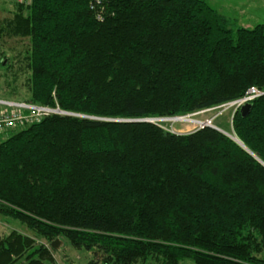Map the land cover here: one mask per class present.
Wrapping results in <instances>:
<instances>
[{"label":"trees","instance_id":"1","mask_svg":"<svg viewBox=\"0 0 264 264\" xmlns=\"http://www.w3.org/2000/svg\"><path fill=\"white\" fill-rule=\"evenodd\" d=\"M0 34L29 41L26 103L66 113L0 141V214L50 244L13 231L0 264L51 263L56 240L90 264H264V95L233 118L243 146L141 121L264 90V24L206 0H30Z\"/></svg>","mask_w":264,"mask_h":264},{"label":"rangeland","instance_id":"2","mask_svg":"<svg viewBox=\"0 0 264 264\" xmlns=\"http://www.w3.org/2000/svg\"><path fill=\"white\" fill-rule=\"evenodd\" d=\"M30 0L18 2L16 0H0V29L7 25V22L14 17L17 5H27ZM245 17V18H244ZM238 26L254 28L258 24H264V6H253L247 9V13ZM237 26V25H236ZM235 29V26H231ZM29 49V41L25 38L8 36L0 34V58L6 57L5 62L9 66L6 69H0V87L1 98L3 100L16 103L26 102L29 97L28 80L31 75L27 66L26 55ZM231 110L224 113L215 120L218 130L235 136L233 129V118ZM210 114L190 115L191 121L159 120L157 123L170 132L177 134H187L198 128V121H204ZM188 117V116H187ZM20 127H15L0 134V141L9 138ZM16 231L24 235L33 237L37 243L50 244L46 239L38 237L26 225L12 218L0 214V238L6 237L11 232ZM53 262L48 264H90L94 259L92 252L83 249H77L69 242L64 241L58 249L52 251ZM136 264H161L155 259H149L146 262L138 261ZM184 264H194L191 261H185Z\"/></svg>","mask_w":264,"mask_h":264},{"label":"built area","instance_id":"3","mask_svg":"<svg viewBox=\"0 0 264 264\" xmlns=\"http://www.w3.org/2000/svg\"><path fill=\"white\" fill-rule=\"evenodd\" d=\"M16 1L22 2L23 0ZM263 95L264 90L253 86L250 87L244 95L237 99L190 115L195 116L198 114H210L204 121H198L199 126L196 130L204 129L206 127L218 129L214 123L218 117L231 110V117L234 118L235 114L239 112L244 105L251 104ZM52 114L66 113L62 112L59 109H54L47 106H40L26 102L16 103L3 100L1 98L0 87V134L15 127L29 126L33 123L41 121V119H43L44 117L50 116ZM190 115L187 116L190 117ZM187 116L177 118H187ZM148 120L150 122L158 124L157 122L161 119Z\"/></svg>","mask_w":264,"mask_h":264},{"label":"crops","instance_id":"4","mask_svg":"<svg viewBox=\"0 0 264 264\" xmlns=\"http://www.w3.org/2000/svg\"><path fill=\"white\" fill-rule=\"evenodd\" d=\"M207 3L219 14L226 17L230 21V26L241 28L238 26L242 21L247 9L253 6H264V0H206ZM245 18V17H244ZM237 25V26H236ZM246 28V27H244Z\"/></svg>","mask_w":264,"mask_h":264},{"label":"water","instance_id":"5","mask_svg":"<svg viewBox=\"0 0 264 264\" xmlns=\"http://www.w3.org/2000/svg\"><path fill=\"white\" fill-rule=\"evenodd\" d=\"M251 110H252V104H247V105H244L241 109H240V111H239V113L242 115V116H247L250 112H251ZM71 115V114H70ZM123 121V120H122ZM126 121H131V120H126ZM141 121H147V122H150L149 120H141ZM216 130H218V129H216ZM218 131H220V130H218ZM220 132H222V131H220ZM222 133H224V132H222ZM225 135H227L228 137H230V138H232L233 140H235L236 142H238L240 145H242L243 146V144L236 138V137H234V136H231V135H229V134H227V133H224ZM61 244V241L60 240H56V241H54L53 243H52V245H51V247L53 248V249H58L59 248V245Z\"/></svg>","mask_w":264,"mask_h":264},{"label":"bare ground","instance_id":"6","mask_svg":"<svg viewBox=\"0 0 264 264\" xmlns=\"http://www.w3.org/2000/svg\"><path fill=\"white\" fill-rule=\"evenodd\" d=\"M189 117H187V118H177V117H175V118H166V119H163V120H172L173 122H178V121H191V120H189L188 119Z\"/></svg>","mask_w":264,"mask_h":264}]
</instances>
